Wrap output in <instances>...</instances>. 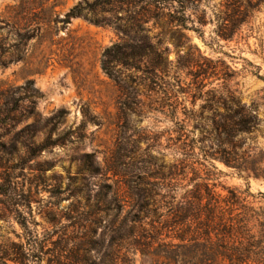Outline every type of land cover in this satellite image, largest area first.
<instances>
[{
	"label": "rangeland",
	"instance_id": "rangeland-1",
	"mask_svg": "<svg viewBox=\"0 0 264 264\" xmlns=\"http://www.w3.org/2000/svg\"><path fill=\"white\" fill-rule=\"evenodd\" d=\"M237 2L247 6L248 0H191L185 13H180L174 3L164 9L158 22L152 20L145 28L151 38L165 40L171 78L179 57L190 53L194 65L180 72L184 84L194 79L188 74L200 69L209 74L217 70L220 78L235 73L229 84L212 75L204 80L212 88L227 85L238 90L244 104L261 106L264 119V80L255 76L259 72L264 77V5L251 13L232 39L217 34L221 18ZM80 4L85 0H0V92L33 81L42 97L35 104V116H29L27 94H17L23 111L17 113L20 123L13 129L0 130V251L12 256L5 264L112 262V257L105 256L112 241V217L93 212L104 179L84 172L83 164L87 155H93L95 166L105 168L117 149L121 93L104 73L102 56L120 42V36L114 27L98 26L84 17L65 24L67 14ZM129 16L131 13H118L122 19ZM183 16L188 20L187 30L182 31L187 41L174 34L177 28L170 24L175 19L184 20ZM141 91L145 106L140 118L129 119V137L135 134L137 124L148 134L171 127L163 114L148 109L157 96L143 88ZM180 101L192 107L191 97L181 96ZM200 105L198 101L197 107ZM32 125L35 152L25 147L30 140L29 133H23ZM49 137L50 147L41 152L39 148ZM260 143L264 147L262 140ZM172 160V156L167 158L168 162ZM216 167L211 183L216 192L228 198L229 191H235L241 203L253 211L247 215L251 220L249 231L235 238V244L227 235L213 234L212 241L221 248L234 245L244 254L245 264H264V198L260 196L264 195V179L239 175L220 163ZM108 177L113 179L111 174ZM182 230H186L185 224ZM181 260V264H187L190 259L183 255Z\"/></svg>",
	"mask_w": 264,
	"mask_h": 264
},
{
	"label": "trees",
	"instance_id": "trees-1",
	"mask_svg": "<svg viewBox=\"0 0 264 264\" xmlns=\"http://www.w3.org/2000/svg\"><path fill=\"white\" fill-rule=\"evenodd\" d=\"M190 1L85 0V4L73 8L63 21L69 24L73 18L84 17L95 25L114 27L120 36V42L107 48L102 56L104 73L121 93L117 149L105 168L95 166L93 155H87L83 164L84 172L104 179L93 212L112 217V241L105 254L112 257V262L104 260L102 264H181L183 255L190 259L187 264L246 263L244 254L234 245L221 248L213 243L212 235L231 236L235 244V238L249 231L251 220L247 215L253 210L241 203L235 191L230 190L229 197L222 198L211 183L216 178V163L239 175L264 179L261 106L244 104L239 91L227 85L212 88L205 83L212 75L229 84L235 73L220 78L217 70L209 74L200 69L196 74H188L194 79L184 84L180 72L194 65L190 53L179 57L171 78V62L166 56L169 49L163 47L165 40L151 38L145 28L152 20L158 22L171 4L177 3L180 13L187 12ZM263 5L264 0H248L247 6L237 2L221 18L218 36L232 39L251 13ZM120 11L131 16L119 18ZM99 15L104 17L98 18ZM182 19L172 20L170 24L177 28L174 34L187 41L182 31L187 30L188 20L184 16ZM204 23L200 25L205 26ZM255 76L264 80L259 72ZM141 88L157 96L148 109L163 114L170 120L171 127L162 133L148 134L137 124L135 134L129 137V119L140 118L141 108L145 106L141 101L145 96ZM21 91L30 101L27 114L35 116V104L42 97L35 83L29 81L24 87L0 92V130L13 129L20 123L17 113L22 108L16 95ZM181 96L192 98L191 108L180 101ZM198 101H201L199 107ZM26 131L30 141L25 147L35 152V125L28 126L23 133ZM49 143L50 137L39 150H47ZM171 156L173 160L168 162ZM260 196L264 198L263 194ZM193 221L195 244L190 239ZM184 224L185 231L182 230ZM183 241L188 242L186 246L181 245ZM262 243L264 245V229ZM11 257L1 250L0 264Z\"/></svg>",
	"mask_w": 264,
	"mask_h": 264
}]
</instances>
